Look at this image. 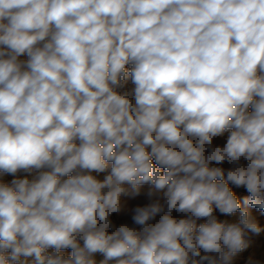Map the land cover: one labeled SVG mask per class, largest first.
Masks as SVG:
<instances>
[{
    "label": "clouds",
    "instance_id": "1",
    "mask_svg": "<svg viewBox=\"0 0 264 264\" xmlns=\"http://www.w3.org/2000/svg\"><path fill=\"white\" fill-rule=\"evenodd\" d=\"M0 264H264V0H0Z\"/></svg>",
    "mask_w": 264,
    "mask_h": 264
}]
</instances>
